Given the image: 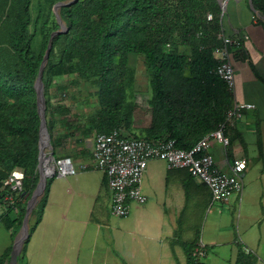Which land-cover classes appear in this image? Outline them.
Here are the masks:
<instances>
[{
  "label": "trees",
  "instance_id": "obj_1",
  "mask_svg": "<svg viewBox=\"0 0 264 264\" xmlns=\"http://www.w3.org/2000/svg\"><path fill=\"white\" fill-rule=\"evenodd\" d=\"M59 1L69 0H0V202L5 206L3 216L15 211L13 222L18 223L39 179L40 116L34 82L51 33L60 28L53 12ZM250 3L264 16V0ZM221 13L218 0H75L59 6L57 14L66 30L51 37L41 73L53 156H66L60 150L76 133L124 128L125 136L173 139L176 146L187 149L217 128L233 102L225 82L213 72ZM231 50L237 51L234 46ZM137 57L142 58L148 84L149 119L135 131ZM69 76L68 85L83 82L96 88L91 111L81 123L71 120L69 105L54 99L51 92L68 88L57 79ZM14 169L24 173L19 194L3 186ZM49 179L31 211L34 220L18 264H23L26 241L42 216ZM8 193L13 203L4 198ZM198 241L196 233L192 240L179 242L183 264L197 263L192 252ZM10 253L11 245L0 254V264L10 261ZM255 261L253 253L236 243L234 264Z\"/></svg>",
  "mask_w": 264,
  "mask_h": 264
},
{
  "label": "crops",
  "instance_id": "obj_2",
  "mask_svg": "<svg viewBox=\"0 0 264 264\" xmlns=\"http://www.w3.org/2000/svg\"><path fill=\"white\" fill-rule=\"evenodd\" d=\"M224 2L223 33L231 37L243 34L248 36L232 57V100L251 102L255 107L246 110L241 118L228 126L231 128L226 133L228 138H231L227 147L228 156L243 158L247 162L243 180L249 173L246 150L243 148L245 152L242 153L233 141L242 135L237 127L239 120L243 121L245 129L248 130V126L253 123L254 111L258 107L263 110L264 85L255 88L257 81L253 76L252 65L254 63L264 67V21L253 19L249 0ZM93 143L94 133H76L67 138L60 152L70 156L76 166L82 164L87 167L78 169L74 174L56 175L49 179L42 216L26 241L22 262L183 264L184 260L177 255V247H181L180 241H190L198 233L194 231L192 235L191 232L189 238L182 236L191 228V219L198 215L203 207L215 203H211L209 189L190 176L186 169H169L162 159L152 158L147 162L141 181V190L146 196L145 202L132 203L127 216L112 220L109 218L112 215L109 210L111 191L105 183V173L90 165ZM210 152L216 165L228 173L222 145L212 141ZM240 196L241 194L232 196L234 205ZM230 202L231 199L218 204L223 208L229 206ZM4 212L5 206L0 202V219ZM220 229L218 228V232ZM202 241L207 248L206 254L210 246L218 244L214 239ZM236 243L242 244L245 252L255 255V264H264V254L258 251L259 245L249 246L245 237L234 242L232 264ZM6 247L4 246L2 251Z\"/></svg>",
  "mask_w": 264,
  "mask_h": 264
},
{
  "label": "built area",
  "instance_id": "obj_3",
  "mask_svg": "<svg viewBox=\"0 0 264 264\" xmlns=\"http://www.w3.org/2000/svg\"><path fill=\"white\" fill-rule=\"evenodd\" d=\"M223 7L224 3L221 4ZM211 15L208 14V18ZM220 44L214 46L213 53L218 63L213 68L214 74L220 77L231 93L234 91V71L232 65L233 50L231 46L240 48L243 40L248 36H227L221 30L217 33ZM251 102L233 101L226 110L225 119L217 128L204 134L190 148H181L174 144L173 139H145L125 136L119 128H112L108 132H95L91 151L90 165L105 173L108 189L111 191L110 213L114 216L125 217L129 214L130 206L142 204L146 200L141 190V181L149 159H162L167 168H184L190 176L204 184L210 191L211 203H226L233 195L242 192V176L247 166L243 158H230L227 147L229 138L225 134L228 126L242 117L246 110L253 109ZM219 142L225 154V162L229 172H223L217 165L210 152L212 141ZM49 157V172L53 176L74 174L86 165L76 166L71 157L66 155L56 158L51 147ZM24 173L21 169L12 170L3 181V186L14 193L23 191ZM9 203L14 199L11 194L4 197ZM192 255L197 263L203 264L202 258L206 255V247L202 241L197 242Z\"/></svg>",
  "mask_w": 264,
  "mask_h": 264
},
{
  "label": "rangeland",
  "instance_id": "obj_4",
  "mask_svg": "<svg viewBox=\"0 0 264 264\" xmlns=\"http://www.w3.org/2000/svg\"><path fill=\"white\" fill-rule=\"evenodd\" d=\"M224 1L218 0L220 6H222L221 4ZM221 11V20L223 22L225 19L224 6L221 7ZM53 12H57V9L53 8ZM253 19L263 22L264 16L253 9ZM135 67L134 100L137 106L134 114L133 127L135 131H138L139 128L145 126L149 119L146 103L148 84L146 76L144 75L141 57L136 58ZM252 72L257 81L255 88H260L262 84L264 85V67L260 64L255 65L253 63ZM71 78V76L59 78L57 82L67 84ZM95 89L90 83L81 82L78 86L69 84L68 88L62 91L52 89L51 92L56 95L54 99L69 105L70 116L73 118L71 120H76V123H81L85 118V114L91 111V104L95 100ZM262 106V111L259 110V107L254 111L253 123L248 126V130L245 129L246 127L242 123V120H239L237 123L238 130L242 135L241 138L235 139L233 144L237 145L239 147L238 150L242 151V153L246 150L248 159L247 171L249 172L242 180L243 186L240 200L238 199L234 205L232 203L233 197L231 196L232 198H229V200L231 199L229 206H223L222 208L218 203H214L213 205L208 204L206 207H203L201 212L189 222L191 228L182 235L185 238H189L191 232L193 235L194 231H197L200 236V241L202 239H214L215 243H218L210 246L207 254L202 258V262L205 264H232L234 242L240 241L243 237L248 240L249 246L255 247V245H259L258 251L264 254V101ZM120 130L123 134L128 133L124 128ZM43 150L48 155L50 145L45 146ZM40 163L41 159L38 162L39 167ZM38 164L36 169L39 174ZM42 192L37 196L31 211L35 208ZM29 198L24 203L25 209ZM15 216V211H10L8 215H4L0 219V252L4 246L11 245L12 249L13 244L20 234L22 222H13ZM109 218L112 220L119 219V217L112 215ZM33 220L34 216L30 212L28 216V228ZM218 228H221L220 232H218ZM253 251H255V248H253ZM177 255L182 260H185V254L181 247H177ZM4 264H10V261L8 260ZM23 264H25L24 261Z\"/></svg>",
  "mask_w": 264,
  "mask_h": 264
},
{
  "label": "water",
  "instance_id": "obj_5",
  "mask_svg": "<svg viewBox=\"0 0 264 264\" xmlns=\"http://www.w3.org/2000/svg\"><path fill=\"white\" fill-rule=\"evenodd\" d=\"M74 1L75 0H69L67 2L59 1V2H57L54 5L53 8L57 9L59 6L68 5V4L73 3ZM250 5H251V3H250ZM251 7H252V5H251ZM55 15H56V18L58 19V22L60 24V28L61 29L56 30V31L51 33L50 39L48 41L47 47H46L44 55H43V59L41 61L40 67H39L38 75H37V77L35 79V82H34V87H35V90H36L37 108H38V113H39V116H40L39 139H38V162H40V159H41L40 157H41V153H42L41 152V134H42V132H45V134L47 136V143H48V145H50L49 144V134H48V131H47L46 120H45V99H44V94H43V84H42V80H41L42 68H43L44 63L46 62V60L48 58V55H49V50H50V47H51V37L53 35L61 32V31H65L66 30L64 24L61 23L57 12H55ZM50 147H51V145H50ZM38 167H39V164H38ZM48 177L49 176L47 174H45L42 177L41 170L39 168V179H38L37 185H36L34 191L32 192L30 198L27 200L26 212H25V215H24L23 220H22V226H21V230H20V234H19L20 235V240H19L18 244L15 242L13 244L12 249H11L10 264L11 263L12 264H16L17 263L18 256L20 255V251L22 250L24 241L28 237V216H29V214L31 212V209H32L33 205L35 204L37 196L44 190ZM42 180H43L42 185L39 188L40 183H41Z\"/></svg>",
  "mask_w": 264,
  "mask_h": 264
},
{
  "label": "bare ground",
  "instance_id": "obj_6",
  "mask_svg": "<svg viewBox=\"0 0 264 264\" xmlns=\"http://www.w3.org/2000/svg\"><path fill=\"white\" fill-rule=\"evenodd\" d=\"M47 145H48L47 136H46L45 132H42V134H41V152L42 153H41V157H40L41 158V163H40V167H39L40 170H41L42 177L46 173H48L49 169H50V166L48 165L49 164V157H47V155L45 154V152L43 150V148L45 146H47ZM42 182H43V180L41 181L39 188L41 187ZM19 240H20V235L18 236V238L16 240L17 244H18Z\"/></svg>",
  "mask_w": 264,
  "mask_h": 264
}]
</instances>
